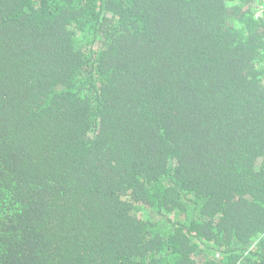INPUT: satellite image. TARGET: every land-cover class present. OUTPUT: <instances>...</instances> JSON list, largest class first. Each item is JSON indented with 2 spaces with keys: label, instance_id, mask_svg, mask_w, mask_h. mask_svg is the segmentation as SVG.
I'll list each match as a JSON object with an SVG mask.
<instances>
[{
  "label": "trees",
  "instance_id": "obj_1",
  "mask_svg": "<svg viewBox=\"0 0 264 264\" xmlns=\"http://www.w3.org/2000/svg\"><path fill=\"white\" fill-rule=\"evenodd\" d=\"M0 264H264V0H0Z\"/></svg>",
  "mask_w": 264,
  "mask_h": 264
}]
</instances>
